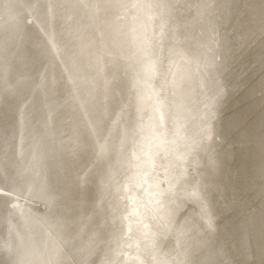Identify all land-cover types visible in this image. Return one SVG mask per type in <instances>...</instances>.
<instances>
[{"label":"bare ground","instance_id":"obj_1","mask_svg":"<svg viewBox=\"0 0 264 264\" xmlns=\"http://www.w3.org/2000/svg\"><path fill=\"white\" fill-rule=\"evenodd\" d=\"M188 1H190L189 4ZM233 1L223 0L222 3L228 6ZM178 2L180 14H185L188 5L195 7L197 15L203 13L206 15L213 8L211 0H178ZM88 3L90 6L86 18L89 25L83 28L86 33L81 27L70 32L69 36L74 39L73 49L75 50L67 55V66L61 60L58 61V68L60 69L57 75L58 80L66 84V89L61 93L62 96L57 97V94L53 96L55 105L49 109L45 108L44 105V114L36 113L30 122V113L24 105L27 106L30 97L32 98L31 92L24 90L18 93L16 90L15 93H18L19 96L15 97V104L10 110L14 117H19V122H12L9 132L10 139L11 137L14 139L12 146L14 152L16 154L25 153L24 168H28L32 174L34 173L32 159L37 151L35 148L42 144L43 139L44 143L49 142L47 149L53 147L55 163L59 164V154H64L63 156L70 163V167L76 168L72 176L76 182V189L71 193V195L76 196L75 202L76 199L79 201L80 194L82 195L84 190L87 189L88 191L92 183L93 185L96 184V188L93 189L95 196L89 205L90 208L80 210L79 213L72 215H70V211L67 212L65 218H68L67 221L70 225L67 230L68 234L65 232V235L69 236L67 240L78 238L79 227H81L82 234L80 237L82 240L89 236V242L93 240L96 243L97 240H101V233L106 224L105 241L110 244L104 250L103 255L100 245L94 247L92 253L99 254V262L96 261L94 264H120L121 259L122 264H127L128 261H133L134 264H170L167 256L173 248L169 250L171 245L167 242L176 239L177 221L180 215L186 214L189 208L194 209L195 200L200 196L201 203L196 204V210L199 220L204 223L200 224V229L192 233L189 224L187 227L184 226L182 231L188 233V239L189 236H194L199 232H201L200 238L205 234L208 235L204 245L208 248L209 253L202 256L196 252H181L177 255V262L179 264L185 262L192 264L213 263L214 256L212 253L217 252L222 243L218 237L215 244L212 245L214 241L212 235L217 230L218 224L222 223L223 230H228L229 227L235 228L237 233H234V237L237 239L238 236L239 244L236 247V255L232 252H224V260L227 264H264V207L262 217L257 224L250 223V217L245 211L238 214L237 218H234L233 214L237 204L245 202L246 197L251 200L257 198L254 192L261 186L264 191V125L256 131H247L246 125L251 115L246 116L239 123L240 128L243 126L241 135L235 143L233 141L230 143L233 149L244 150L247 157L252 161L263 163L261 168L250 171L248 167L244 169L242 164L235 165V161L232 165L234 169L231 171L232 184L230 172L227 173L226 169L221 173L223 181L217 179V181L211 182L209 186L203 184L201 189L199 181H204L205 169L215 166L214 175L217 167L216 161L203 158L197 162L199 170H196V159L189 158L187 163L185 157L189 154V149L194 148L203 134L208 138L213 136L210 128L206 132H200L203 129L201 117L205 116V109L202 105L205 104L206 108L210 109L211 104L205 100L200 107L195 105V108H191V112L186 118L185 115L176 116L174 112H170L167 109L169 107L168 95L166 96L165 93L167 87L160 83V71L157 67V59L162 61L167 56L173 67L171 72L177 66L194 71L193 69L194 67L197 68V64L188 68L189 61L193 60L194 57H189L190 53L183 48L180 49L176 44L179 38L178 34L174 35L171 41L167 40L163 28L164 22L157 20V16L153 17L156 7H153L152 4L147 5V23L137 25V21L134 20V13L128 11L125 0L123 2L122 0H89ZM5 9L2 8L1 11L4 14L0 16L3 23L11 13ZM244 12L247 13V16L239 23V48L236 59L244 71L248 67L247 87L251 89L253 77L257 79L252 73L261 65L264 56V0H245ZM71 15L73 13L70 12L69 17ZM203 17L204 21L214 30L213 26L217 23L213 24V21ZM26 18L29 21L25 24L22 21V29L36 27L37 22L31 14H28ZM66 20L64 21L66 22ZM137 29L143 31V34H139L138 42L141 50H143L142 58L147 59L144 63L139 62L138 66L143 69L150 63L152 65L149 72L145 73V78L149 83L152 104H154L155 109L153 111L154 117L153 115H146L148 107L146 104L139 103L133 113V109L131 110L135 119L132 118L133 121L143 125L153 123L154 126V133L151 135L144 134L142 146L138 151H134L133 142L137 129L130 122L129 112L133 102V99L131 100L133 93L131 94L130 85L127 87L124 85L126 81H130L133 74L128 41L133 31ZM39 33L41 32L39 31ZM15 34L17 35V30H15ZM155 34H157V38ZM52 36L53 33L51 32L50 37ZM219 36L220 34L218 35L215 30L214 38L218 46ZM200 42L203 44L204 39ZM236 43L238 42L233 40V45ZM151 47L155 49L152 53L149 52ZM29 50L38 57L45 52L48 53L46 56L55 64L54 58L61 55V49L54 41L51 43H41L39 40L31 42L29 43ZM136 52L141 55L138 48ZM173 53H175L174 57L169 55ZM81 54H84V60H80ZM179 56H184V61L179 60L177 58ZM43 57L42 61H47L48 58ZM201 58L202 56L196 57L198 64L201 63ZM0 63L2 62L0 61ZM2 64L4 69L0 71V89L4 87L8 92L13 93V88L19 87L16 86L18 78L6 64ZM197 71H195L196 81L199 82L201 87L199 91H201L205 85L203 76L199 74L198 69ZM47 86H45L44 91L37 85L30 84L29 86L31 91L36 90L38 92L41 99L40 105L44 104L47 90L49 95L54 92L51 87ZM171 90L174 91L172 87ZM134 92V94L140 95V86H135ZM253 98L257 104L264 105V78L255 89ZM22 106L24 107L22 108ZM59 111L60 114H58ZM51 113L57 114L59 140H51L48 137L54 134L50 131ZM148 116H151L150 123L147 120ZM166 116L169 118L174 116L176 119H183V121L187 119L186 121L191 122L193 120L192 123L195 125L192 128L193 131L185 132L175 125H173V129H170L166 122ZM48 120L50 122H47ZM214 135L215 138L218 135L216 140L225 139L222 132L214 133ZM26 139L30 140L29 144L26 148L22 147L21 149V144ZM8 146H11L10 142ZM44 151L45 149H41L40 153ZM40 158L41 164L45 168L41 172L39 185L46 180V174L47 179H49L48 171L50 168V165L45 162V158L48 162V157L42 155ZM170 159L176 160L175 164L170 162ZM168 165L177 168L171 177L167 173ZM38 172L39 169L36 167V173L38 174ZM237 172L238 174L235 176ZM241 172L245 177V187L242 190H240L238 183ZM189 178L190 180H188ZM59 179L60 176L55 178V186L60 183ZM224 181L225 187L223 186ZM44 187L48 194L40 195L42 197L41 207L38 208V211L32 212L34 214L24 213L21 209L24 206L20 204V201H16L18 206L12 209L15 212L18 211L24 221L34 220L36 222L46 238V251L47 255L50 256V250L55 243L51 231V224L57 220L54 212L61 208L63 201L66 202V193L60 190L49 192L46 183L43 185ZM0 190L3 188L0 187ZM226 191H229L231 195ZM211 196L216 200L218 199L221 208V211L219 209L218 212V221L212 212L213 210H211V215L205 213L206 206L211 205L212 208ZM262 198L264 199V197ZM108 211L109 215H107ZM113 225L114 227H112ZM73 226H76L77 231L71 235L69 233L73 231ZM241 229H244L245 232L240 234ZM27 232L29 234L25 236V240L29 242L31 232L30 230ZM185 234L182 233L183 236H178L176 245L185 239ZM117 239L118 246L116 244ZM126 246L134 249L129 250ZM244 257L246 258L244 259ZM79 258L75 254L68 257L66 255L64 264H81Z\"/></svg>","mask_w":264,"mask_h":264},{"label":"water","instance_id":"obj_2","mask_svg":"<svg viewBox=\"0 0 264 264\" xmlns=\"http://www.w3.org/2000/svg\"><path fill=\"white\" fill-rule=\"evenodd\" d=\"M123 1L124 0H122V2ZM125 1L128 11L134 13V20L137 21V25H145L147 23L148 4H152L153 7H156L158 10L155 8L153 17L157 16V20L164 22L163 28L168 38L167 40L171 41V38L178 34L179 38L176 44L180 49L183 48L186 52H189V57H194L193 60L189 61L188 68L197 64V68L195 69L194 67L193 69L194 71L177 66V68L171 72L173 67L167 56H165L162 61L157 59V67L160 71L159 81L162 85L167 87V90L165 88V93L166 96L168 95L169 107L167 109L170 112H174L176 116L185 115L184 117L186 118L189 116L191 108H195V105H199L200 107L201 103L205 100L211 104L210 109L206 108L205 104L202 105L205 109V116L201 117L203 129L200 132H206L208 128H210L213 132V136L208 138L203 134L194 148L191 147L192 149H189V154L185 157L187 163L189 162V158L196 159V170H199L197 162L203 160V158L216 161L215 165H217V167L214 175L213 171L215 166H210L208 169H205V176H203L204 181H199L201 189L203 188V184L209 186L211 182L217 181V179L221 181L223 179L221 173L226 169L227 173L230 172L229 175L232 184L231 171L234 169L232 165L235 161V165L238 163L239 165L242 164L244 169L248 167L250 171L257 170L259 167L261 168L263 163L260 161H252V159L247 157L244 150H239L238 148L233 149L232 145H230L232 141L235 143L236 139L241 135V128L243 126L240 128L239 123L246 116L251 115L246 125L247 131H256L264 125V105L257 104L253 98L255 89L264 78V56L262 57L261 65L252 73L257 79L253 77L251 89L247 87L248 67H246L244 71L236 59L237 50L239 48V23L247 16V13L244 12L245 0H234L233 3L228 6L222 3L223 0H211L213 8L209 10V13L206 15L204 13L197 15L194 9L195 7H189V5L186 7L185 14H180L178 0ZM88 2L89 0H0V16L4 14L3 11H1L2 8H6L5 11L11 12L10 15L6 17L4 23L0 18V61L13 71L18 78L16 86H19L17 89L13 88V93L8 92L4 87L0 89V187L3 188V190H0V264H64L66 255L68 257L72 254L80 257L79 262H81V264H94L96 261L99 262V254L95 255L93 254L94 252L92 253L94 247L100 245L101 254L103 255L104 250L110 244L105 241L106 224L104 226V231L101 233V240H97L96 243H94L93 240L89 242V236L82 240V237H80L82 234L81 227H79L78 238L73 237L74 239L69 238V240H67L69 236L67 237L65 235V232L68 234L67 230L70 227L67 221L68 218H65L67 212L70 211V215H72L77 212L79 213L80 210H87L90 208L89 205L91 201L94 200L95 193L93 189L96 188V184L93 185L92 183L88 191L87 189L84 190L83 194H80L79 201L76 199L75 202L76 196L71 195V193L76 189V182L72 179L76 168L70 167V163H68L63 156L64 154H59L60 163H55V152L53 147L47 149L49 147V142L46 141L44 143L42 139V144L35 148V151H37L35 157L32 159L34 168V173L32 174L28 168H24L25 153L21 152L20 154H16L14 152L12 147L14 139L13 137L10 139L9 132L12 122H19V117H14L13 112L10 111L15 104V97L19 96L17 95L19 92L24 90L31 92L32 98L30 97L27 106L26 104L24 105L25 108L27 107L28 113H30L29 120L32 119V116L36 115V113H39V115L44 114V105L45 108H52L55 105L53 96H56V94L57 97L62 96L61 93L66 89V84L58 80L57 75L60 70L58 68V61L61 60L67 66V55L75 50L73 49L74 39L69 36V33L79 27L83 30V28L89 25V21L86 18L90 6ZM189 2L190 1H188V4ZM70 12L73 13V15L69 17ZM28 14H31L33 19L37 22L36 27L33 29H22V21H24V24L29 21L26 20ZM203 16L213 21V24L217 23L213 26L214 30L204 21ZM67 17L69 18L66 20ZM64 20H66V22ZM15 30H17V35L15 34ZM215 30L218 35L220 34L219 46L214 38ZM39 31L41 33H39ZM155 31H157L156 28ZM51 32L53 33L52 37H50ZM142 32L141 29L134 30L128 41L130 60L132 63L131 70L133 74L130 81H126L124 85V87L130 85L131 94L133 93V98H131L133 102L132 105H130L129 112L131 118L130 122L137 129V134L133 142L134 151H138L142 146L144 134L148 133L151 135L154 133L153 123L143 125L133 121L134 117L132 115L139 103L148 105L146 115H153L155 109L154 104H152L149 83L145 78V73L149 72L152 65L150 63L148 66H144L143 69L138 66L139 62L144 63L147 61L145 57L142 58L143 50H141L138 42L139 34ZM155 36L157 38V34H155ZM202 39H204L203 44L200 42ZM37 40L41 43H51V41H54L57 46L60 47L61 55L58 58H54L56 64L46 56L48 53L45 52L38 57L29 50V43ZM233 40H236L238 43L233 45ZM137 48L140 50L141 55L136 52ZM151 48H148L151 49L149 50L150 53L155 50L153 47ZM169 55L174 57L175 53ZM43 56L49 60L42 61ZM198 56H202L200 64L196 61V57ZM177 58L181 61L185 59L184 56H179ZM84 59V54H81L80 60ZM2 63H0V71L4 69ZM50 64H52L51 67ZM197 69L199 70V74L203 76V83L205 85V88L203 90L201 89V91H199L201 88L199 82L196 81L197 77L195 71H197ZM30 84L41 87L43 91L48 84L47 87H51L54 92L52 95H49L47 90L44 104L40 105V96H38L36 90L31 91L29 88ZM135 86H140V95L134 94ZM171 87L174 91L171 90ZM16 90L18 93H15ZM69 102H71L70 99ZM24 106H22V108ZM55 114L56 113H51L50 119L52 122L50 131L54 132V134L48 136L51 140H59V123L56 118L57 114ZM58 114H60V111ZM150 118L151 116L147 118L149 123ZM50 121L48 120L47 122ZM185 121H183V119H176L174 116H172V118L166 116V122L170 129H173V125H175L179 127V129L182 128L185 132H192V128L195 126L192 123L193 120H191V122L188 120L184 123ZM217 132H222L225 139L216 140L218 139V135L215 138L214 133ZM29 141L30 140L27 139L24 140L20 148H26ZM9 142L11 146H8ZM214 147L215 149H213ZM41 149H45V151L40 153ZM42 155L48 157V162L46 158L45 162L50 165L48 171L49 179H47L46 174V180L39 185L41 172L45 168L41 164L42 160L40 156ZM170 162L175 164L176 160H171ZM36 167L39 169L38 174L36 173ZM175 170H177L176 166L168 165L167 173L170 177L175 173ZM171 171H173V173H171ZM237 174L238 172L235 176ZM59 176L60 183L55 186L54 180L56 177L59 178ZM188 180H190V178ZM45 183L48 186L49 192L60 190L66 193V202L64 203L63 201L61 208L57 212H54L57 216V220L53 221L51 224V231L55 243L50 250V256L47 255L48 253L46 251V238L43 236L36 222L34 220L24 221L21 214L19 215L18 211L15 212V210L12 209L18 206L16 201H20V204L24 206L21 207L24 213L34 214L32 212L38 211V208L41 207L40 203L42 202V197H40V195L44 193L48 194L45 192V187L43 188ZM238 183L240 184V190L244 189L245 177L243 172L240 173V181ZM225 185L224 181L223 186L225 187ZM258 191L260 192L258 193ZM226 192L231 195L229 191ZM255 194L257 195V198H255L256 200H251L246 197L245 202L237 204L236 208L233 210L234 218H237L238 214L245 211L250 217L249 221L251 224H257V222L260 221L262 209L264 207V199L262 198L264 197V191L262 190V186L254 192V195ZM196 199L193 205L195 208H189L186 214L183 213L180 215L177 221L176 239L167 242L171 245L169 250L173 248L172 252L167 256L170 264H179V262H177V255L181 252H196L202 256L209 253L208 248L204 245L208 235L205 234V236L200 238L199 235L201 232H199L194 234V236H189V240L187 238L188 233L182 231L184 226L187 227L189 224L191 225L190 230L192 233L200 229V224L204 223L199 220L196 210V204L201 203V197L198 196ZM211 204L212 208L211 205L209 207L206 206L205 213L211 215V210H213L212 212H214L218 221L219 209L221 211L218 199L216 200L211 196ZM175 206H177V204H175ZM107 215H109V211ZM112 227H114V225ZM29 230L31 232V239L27 242L25 236L29 234V232H27ZM76 231V226H73V231L69 234L72 235ZM235 232V228L229 227L228 230H223L222 223L218 224L217 230L212 235L214 236L212 245L215 244L218 237L222 244L221 248L219 250L217 249V252L212 253L214 261L209 264H227L226 260H224L225 251L226 253L232 252V254L234 253L236 255V247L239 244L237 240L238 236L237 239L234 237ZM241 232L244 233V229H241L239 233L241 234ZM182 233L183 235L186 233L185 239L179 241V245H176L178 236L182 235ZM78 239H80L79 242ZM116 244L118 246V239ZM126 248L129 250L134 249L129 246H126ZM245 258L246 257H244V259ZM122 263L121 259L120 264ZM127 264H134V262L128 261ZM184 264L192 263L185 262Z\"/></svg>","mask_w":264,"mask_h":264},{"label":"rangeland","instance_id":"obj_3","mask_svg":"<svg viewBox=\"0 0 264 264\" xmlns=\"http://www.w3.org/2000/svg\"><path fill=\"white\" fill-rule=\"evenodd\" d=\"M149 188H150V186H149ZM147 207H148V204L145 206V208L147 209Z\"/></svg>","mask_w":264,"mask_h":264}]
</instances>
